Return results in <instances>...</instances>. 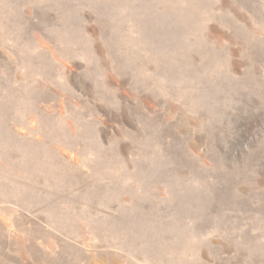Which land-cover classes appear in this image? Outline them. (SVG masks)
<instances>
[{
    "label": "rangeland",
    "instance_id": "1",
    "mask_svg": "<svg viewBox=\"0 0 264 264\" xmlns=\"http://www.w3.org/2000/svg\"><path fill=\"white\" fill-rule=\"evenodd\" d=\"M131 1L27 0L0 43V264H264V0Z\"/></svg>",
    "mask_w": 264,
    "mask_h": 264
},
{
    "label": "bare ground",
    "instance_id": "2",
    "mask_svg": "<svg viewBox=\"0 0 264 264\" xmlns=\"http://www.w3.org/2000/svg\"><path fill=\"white\" fill-rule=\"evenodd\" d=\"M20 1L21 0H19V2ZM26 1L27 0H25L24 2H20V4L22 5ZM28 1H30L31 3H33V7H31V9L33 8V12L36 10L40 14H44L45 12H47L48 11L47 10V7L49 8L50 5H51V3L53 2V0H44V4L39 5L38 0H28ZM129 1L132 2L131 0H129ZM16 2H17V0H11V1H7V4L9 6H11L12 3L15 4ZM130 2H128V3H130ZM141 2L144 5L147 4L145 0H141ZM18 3H17V5H18ZM21 5H19L20 6V10L19 11H18V8L16 7V12L13 11V10H7V11H5V13L3 11H0V43H1V41H6L7 39L10 38V40H12L16 44V46H18V43L16 42V40H18L20 42V39H18V38H20V33L17 32V21L20 18H23L24 19L23 15L21 14V8L24 5L23 6H21ZM174 14L177 15L181 19V17H182L181 13H175L174 12ZM166 18L167 17H166V14L165 13L159 15V18H158L159 24L160 25H165L166 24ZM169 26H170V23H169ZM181 28H183V26L181 24L175 23V21L173 20V22H172V29H174L175 31H180V30H182ZM187 28H189V27L187 26ZM156 32L157 31H154L153 29L151 30V34H155ZM30 38H32V37H30ZM33 38H36L37 39L36 42L39 40V38L36 36V33L33 36ZM28 40H29V38H28ZM30 44L31 45L33 44L34 45L35 44V40L32 41ZM0 47H3V46L0 45ZM21 48H22V45L19 48V53H21V51H20ZM29 55H32V54H26L25 53V54H22L21 57L22 58H26V57H29ZM41 56H42L41 53H39V55H38V52L34 55L36 66H38V64L40 63ZM33 92H35V91L34 90L32 91V90L23 88L22 89V92L17 93V94L19 96H23V98H29L31 96L33 98L35 97V99H38L40 97V95L38 93H33ZM1 93H2L1 96H10L12 100H15L17 98V94H15L16 92L12 91L11 89H4V90L1 89ZM15 104H16L15 102H13L11 104L5 103V104H3V106L5 108H7V109H13V107L15 106ZM8 117H9V115H6L2 119L8 121V120H10ZM3 125H5V127H7V124H6L5 121H3ZM3 136H4V133H3L2 129H0V138L3 137ZM9 143H12V142L10 141ZM25 150L28 151V149H25ZM16 156L18 157L19 154H16ZM21 161H30L31 162V158L30 159L24 158V159H21ZM0 164H3V162L1 161ZM36 167H37V165H35V168ZM95 175L97 176V172H95ZM182 203H183V200H182ZM166 204H169V205L174 204L173 206H175L176 208H182V206H181V204H180V202H179V200L177 199L176 196L174 197V199H173V197H169L166 200V202H165V205ZM185 213H188V212H185ZM185 213L180 214V216L183 217L185 215ZM188 214H189L188 216H190V213H188ZM61 216H63V215H61ZM176 218H177V216L174 217V221H172V222L174 224L180 225L179 223L176 222ZM169 226H171V224ZM178 232H174L175 233V236H176L175 239L169 240V241H167L165 243V245H166L165 248H171V247H173L174 250H176L177 248H179L180 245L181 246H186V247H188L190 245V240H189V236L191 234L190 231L183 229L182 232H181V234H179ZM161 257H166V256L165 255H161Z\"/></svg>",
    "mask_w": 264,
    "mask_h": 264
}]
</instances>
